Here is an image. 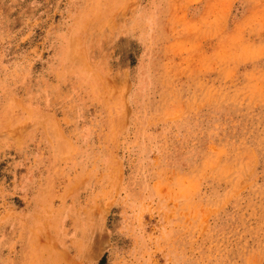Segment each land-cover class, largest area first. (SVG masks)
<instances>
[{
    "label": "rangeland",
    "instance_id": "374dc122",
    "mask_svg": "<svg viewBox=\"0 0 264 264\" xmlns=\"http://www.w3.org/2000/svg\"><path fill=\"white\" fill-rule=\"evenodd\" d=\"M0 264H264V0H0Z\"/></svg>",
    "mask_w": 264,
    "mask_h": 264
}]
</instances>
